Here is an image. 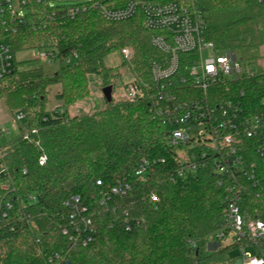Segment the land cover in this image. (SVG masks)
<instances>
[{
	"label": "trees",
	"instance_id": "1",
	"mask_svg": "<svg viewBox=\"0 0 264 264\" xmlns=\"http://www.w3.org/2000/svg\"><path fill=\"white\" fill-rule=\"evenodd\" d=\"M176 1L205 14L206 37L218 48L252 53L264 46V0ZM68 5L54 6L53 14L31 1L29 7L35 13L29 12L26 23L10 35L15 54L49 44L61 62L54 74L47 75L41 67L20 69L16 59L13 71L0 80V98L6 99L12 113L22 110L29 127L38 128L33 137L40 139L48 155L46 164L40 165L38 146L20 136L2 145L0 169L7 166V171L0 178V196L15 188L23 217L12 213L0 225V264H54L52 258L65 264H218L229 260L231 246L208 249L211 239L224 228L227 192L223 183L209 169L184 177L175 174L174 151L166 145L171 125L149 102L124 98L107 102L93 114L67 113L69 105L89 97L91 74L99 75L104 86H113V69L105 59L123 47L134 49L127 60L133 81L141 86L149 83L151 61L162 58L151 42L155 32L144 26L141 11L129 20L113 22L96 9L71 18ZM65 57L73 59L65 63ZM55 84L61 85L57 97L65 109L47 108ZM180 94L181 99H190L200 93L186 90ZM209 97L217 103L240 104L245 115L264 110V70L220 81L210 88ZM145 160L153 168L141 178L135 169ZM119 182H129L131 194L114 199L109 206L99 205L100 192H108ZM74 194H80L93 211L97 232L87 247L70 248L62 232L69 221L64 200ZM125 209L141 220L131 231L123 224Z\"/></svg>",
	"mask_w": 264,
	"mask_h": 264
},
{
	"label": "built area",
	"instance_id": "2",
	"mask_svg": "<svg viewBox=\"0 0 264 264\" xmlns=\"http://www.w3.org/2000/svg\"><path fill=\"white\" fill-rule=\"evenodd\" d=\"M16 1L0 0V80L13 71L16 61L10 35L26 23L29 12L35 13L29 7L34 0ZM36 1L42 4V11L54 14L56 2L63 0ZM67 4L71 18L96 9L104 19L119 22L142 12L144 26L155 32L152 45L162 53V58L151 61L149 83L141 86L132 80L126 84L125 99L149 102L151 109L171 125L166 145L174 151L176 175L184 177L201 169L218 174L227 195L224 228L215 234V239L220 246H231L239 252L232 255L230 250L229 260L218 264H264V110L245 115L240 104L231 100L217 103L209 97L210 88L220 81L253 75L254 69L243 68L237 51L220 49L207 39L208 23L202 11L176 0H76ZM37 50L38 58L61 62L53 47L44 50L42 46ZM122 54L127 60L133 55L127 47ZM73 57L78 54L74 52ZM73 57H65L63 62L69 63ZM186 90L200 94L181 99L180 92ZM13 115L12 127L19 131L22 140L38 146L41 152L38 162L45 165L48 155L40 139L33 137L38 128L28 126L22 110ZM1 150L0 144V156ZM152 168L145 160L135 169V175L143 178ZM6 171L7 166L0 169V178ZM23 172H27V167ZM131 192L129 182H119L108 192L101 191L97 203L109 206L114 199L128 197ZM152 198L156 200L157 196L153 194ZM21 203L15 188L0 196V225L12 213L23 217ZM64 205L69 208V221L62 232L70 248L87 247L94 242L97 232L91 206L80 194L66 198ZM140 223L139 218L124 210L123 224L127 231ZM225 240L229 242L223 243ZM56 258L60 259L59 255Z\"/></svg>",
	"mask_w": 264,
	"mask_h": 264
},
{
	"label": "rangeland",
	"instance_id": "3",
	"mask_svg": "<svg viewBox=\"0 0 264 264\" xmlns=\"http://www.w3.org/2000/svg\"><path fill=\"white\" fill-rule=\"evenodd\" d=\"M16 3V0H13ZM76 0H63L60 3L55 4V6L60 4H67L75 2ZM126 48V47H123ZM122 48V49H123ZM134 54V49L131 46H127ZM44 50H51L49 44L43 46ZM238 57L243 68H252L254 70L261 69L264 70V46L259 50H255L252 53H243L242 51H237ZM16 59L19 62V68H37L41 67L47 75L54 74L60 66L59 60H54L52 63L49 62L48 58H38L37 49H27L21 50L16 53ZM105 63L108 67L113 69V75L111 76L112 89L109 95L104 92V81L96 74H91L89 76L91 93L89 97L82 99L74 104L67 107V113L69 116L81 115V114H93L100 109H102L107 102L118 101L125 98L126 84L133 80L132 71L127 63V59L122 54V50L115 51L109 54ZM61 90L60 84H55L52 86L51 91L48 95L47 108L49 110H55L58 108H64L63 101L57 97V93ZM14 121V115L7 106L6 99L0 98V144L4 145L6 143L5 138L9 136V139L13 135H19V131L12 127ZM15 137V136H14ZM8 140V139H7ZM229 240L223 241V243H228ZM218 243L216 239H211V244L208 245L209 250H214L217 248ZM237 248H231V254H238Z\"/></svg>",
	"mask_w": 264,
	"mask_h": 264
},
{
	"label": "water",
	"instance_id": "4",
	"mask_svg": "<svg viewBox=\"0 0 264 264\" xmlns=\"http://www.w3.org/2000/svg\"><path fill=\"white\" fill-rule=\"evenodd\" d=\"M111 89H112V86H105V88H104V92H105L107 95H109L110 92H111Z\"/></svg>",
	"mask_w": 264,
	"mask_h": 264
},
{
	"label": "crops",
	"instance_id": "5",
	"mask_svg": "<svg viewBox=\"0 0 264 264\" xmlns=\"http://www.w3.org/2000/svg\"><path fill=\"white\" fill-rule=\"evenodd\" d=\"M7 106H8V105H7ZM8 108H9V107H8ZM9 110H10V108H9ZM10 112H11V115H12V111H11V110H10ZM14 136L16 137V136H18V135H17V134H16V135H13L11 139L15 138ZM7 139H8V140H7ZM11 139H9V136L6 137V138H5L6 143H7L8 141H10Z\"/></svg>",
	"mask_w": 264,
	"mask_h": 264
}]
</instances>
